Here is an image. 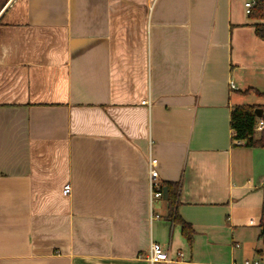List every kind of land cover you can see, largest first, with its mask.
<instances>
[{"label": "crops", "instance_id": "1", "mask_svg": "<svg viewBox=\"0 0 264 264\" xmlns=\"http://www.w3.org/2000/svg\"><path fill=\"white\" fill-rule=\"evenodd\" d=\"M246 1L0 0V264H264V149L231 127L264 106Z\"/></svg>", "mask_w": 264, "mask_h": 264}, {"label": "trees", "instance_id": "2", "mask_svg": "<svg viewBox=\"0 0 264 264\" xmlns=\"http://www.w3.org/2000/svg\"><path fill=\"white\" fill-rule=\"evenodd\" d=\"M252 18L262 19L264 18V0H257L256 4L250 12ZM255 34L264 40V23L254 24ZM254 91L259 96H264V93L255 89H248L244 93H250ZM262 108L263 112L261 117L257 115L256 110ZM264 123V106L260 105H236L231 111V127L234 130L233 138L238 141H242L247 147L252 148H264V125L259 127V121ZM161 187L164 190L168 188V203L169 211L173 220L181 224L182 233L189 243L194 239V228L186 222L177 212V204L179 197V184L175 182L161 183ZM261 233L260 236L264 242V207L263 214L260 222Z\"/></svg>", "mask_w": 264, "mask_h": 264}, {"label": "built area", "instance_id": "3", "mask_svg": "<svg viewBox=\"0 0 264 264\" xmlns=\"http://www.w3.org/2000/svg\"><path fill=\"white\" fill-rule=\"evenodd\" d=\"M257 0H247L245 2V8L247 13L250 14L252 8L256 4ZM232 86H234L232 84ZM264 125L263 121H259V127H262ZM148 176H149V185H150V198L151 202L154 199L163 197L164 190L161 187V183L158 181L159 177V171L157 169V159L154 158L152 155L149 156L148 160ZM71 193V185L66 184L63 189L64 195H69ZM181 254V253H180ZM149 259L152 262H158V261H169L170 256L168 254V251L163 248V246L157 242H152L150 246V253H149ZM245 264H251L249 261H246ZM254 264H258V262H255Z\"/></svg>", "mask_w": 264, "mask_h": 264}, {"label": "water", "instance_id": "4", "mask_svg": "<svg viewBox=\"0 0 264 264\" xmlns=\"http://www.w3.org/2000/svg\"><path fill=\"white\" fill-rule=\"evenodd\" d=\"M256 112H257V115H258L259 117H261L262 112H263V109H262V108H259V109L256 110ZM164 194H165L166 196H167V194H168V188H167V187L164 188Z\"/></svg>", "mask_w": 264, "mask_h": 264}, {"label": "rangeland", "instance_id": "5", "mask_svg": "<svg viewBox=\"0 0 264 264\" xmlns=\"http://www.w3.org/2000/svg\"><path fill=\"white\" fill-rule=\"evenodd\" d=\"M263 149H264V148H263ZM263 152H264V151H263ZM260 164H261V165H260L259 168L263 170V169H264V153H263V155H262V158H261V162H260Z\"/></svg>", "mask_w": 264, "mask_h": 264}]
</instances>
